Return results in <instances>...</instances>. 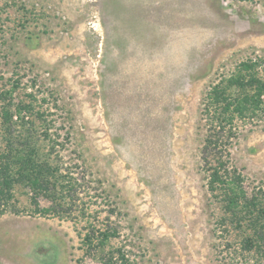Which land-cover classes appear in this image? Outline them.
Listing matches in <instances>:
<instances>
[{
    "label": "rangeland",
    "instance_id": "374dc122",
    "mask_svg": "<svg viewBox=\"0 0 264 264\" xmlns=\"http://www.w3.org/2000/svg\"><path fill=\"white\" fill-rule=\"evenodd\" d=\"M250 55L264 57V0H0V90L59 134L76 204L119 229L107 248L128 264H262L218 228L201 115L208 85ZM231 127L224 152L247 195L264 190V114ZM15 193L0 264H102L80 242L86 214L37 213L29 188Z\"/></svg>",
    "mask_w": 264,
    "mask_h": 264
},
{
    "label": "trees",
    "instance_id": "16d2710c",
    "mask_svg": "<svg viewBox=\"0 0 264 264\" xmlns=\"http://www.w3.org/2000/svg\"><path fill=\"white\" fill-rule=\"evenodd\" d=\"M12 93L13 89L0 90V214L7 208L11 211V201H18L17 187L25 186L30 189V201L37 213L71 216L78 208L80 215H87L79 233L85 253L94 252L102 264H128V257L120 246L107 248L109 241L118 236L119 229L114 224L97 225L89 221V202L79 207L76 204L80 199L81 177L75 168L61 160L62 156L53 154L57 146L63 145L57 141L59 134L44 128L41 123L44 120L45 125L46 119L42 112L33 109L31 100L14 103ZM202 100L201 115L214 130L205 135L203 145L213 161L207 166L206 185L215 202L220 204L218 228L235 232L240 248L254 252L256 262L264 264V198L259 197L260 194L264 197V190L247 195L242 174L230 163L229 151L224 152L228 140L220 139L225 128L228 139L234 135L231 126L236 119L253 120L263 116L264 57L250 55L239 60L216 83L208 85ZM40 197L48 205L41 206L37 200Z\"/></svg>",
    "mask_w": 264,
    "mask_h": 264
}]
</instances>
